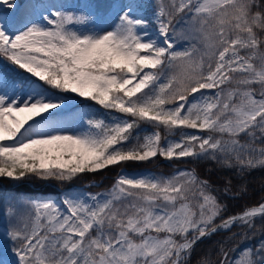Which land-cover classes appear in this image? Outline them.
<instances>
[{"label":"snow or ice","instance_id":"obj_1","mask_svg":"<svg viewBox=\"0 0 264 264\" xmlns=\"http://www.w3.org/2000/svg\"><path fill=\"white\" fill-rule=\"evenodd\" d=\"M157 156L241 178L264 167V0H0V178L71 181ZM213 193L184 170L0 198V264H189L202 238L264 218L260 203L216 224ZM260 231L219 264H264Z\"/></svg>","mask_w":264,"mask_h":264},{"label":"trees","instance_id":"obj_2","mask_svg":"<svg viewBox=\"0 0 264 264\" xmlns=\"http://www.w3.org/2000/svg\"><path fill=\"white\" fill-rule=\"evenodd\" d=\"M155 165H159V160L154 159L144 162H127L122 166L126 168L137 169H153ZM169 169L173 167H184L194 170L200 179H207L213 186L214 193L217 195L221 205L226 206L221 216L227 218L243 212L246 208L258 206L264 201V167H256L248 170L241 178L237 174L236 169L221 168L218 164L211 160H193L185 158L181 160H172L170 164L163 165ZM117 166L109 167L95 173H84L78 175L71 181H58L55 179H39L35 176H26L19 180V189H25L24 193L34 195L36 190L46 192L49 189L55 191V187L72 186L76 184H84L92 181H100L101 186H104L111 173H117ZM114 173V174H115ZM113 174V175H114ZM231 181L230 190L227 196L224 195L225 183ZM1 184L7 189H16L13 182L0 180ZM17 182V181H16ZM107 184V183H106ZM243 186V190L241 187ZM95 188V186L93 187ZM256 227L264 225V218H255ZM258 229H261L258 228ZM257 229V230H258ZM246 233L238 225H234L230 230H221L203 238L199 241L189 258V264H202V261H207L208 264H219L223 259L222 250L229 253L233 258L239 249L241 243L244 245ZM255 240H252L254 242Z\"/></svg>","mask_w":264,"mask_h":264},{"label":"rangeland","instance_id":"obj_3","mask_svg":"<svg viewBox=\"0 0 264 264\" xmlns=\"http://www.w3.org/2000/svg\"><path fill=\"white\" fill-rule=\"evenodd\" d=\"M21 3L24 2V0H20ZM165 2H167V0H165ZM185 46V42H181L178 47H184ZM257 64H259V61H256ZM258 87V86H256ZM99 106H93L91 104V102H86V106H84L82 108L83 111H94L96 109H98ZM101 112H103V109H100ZM116 115H119L118 113H115ZM151 131H153V129L151 128V126L149 125H141V130L138 133L140 136H144L149 134ZM183 131H195V130H190V129H184ZM162 137L165 135V133H161ZM180 138L179 136V130L177 131V133L171 135L168 137V139L171 140H178ZM242 143L244 142L243 140L241 141ZM154 159H158L159 160V165H155L153 169H137V168H126L124 166H117V173H111L109 176V180L106 181V183H104V186L99 185L100 181H92V182H88V183H84L82 185H72V186H60V187H55V191H51L49 189V191L47 190L46 192H42L40 190H36V193L34 195H29L27 193H24L25 189H19L17 187H19V180H13V179H8V178H0V180L3 181H7L8 183L13 182V185L16 186V189H7L4 186V182H2L1 185L2 187H0V198H2L4 200L5 203L8 202L9 198L12 197H17V196H21V197H35V198H46V199H51V200H56L59 201L60 199H62L63 193L67 192V191H71L74 193H78V192H83V193H92V194H96V193H107L108 191H110V189L112 188L113 184L115 183V180L117 179V177L121 174L126 175V176H148V175H153V176H159V177H170L175 175L178 171H192L188 168H184V167H179V168H175L173 167V169H169L163 165H167L170 164V162L172 160H167L164 158H161L159 156L153 158ZM115 167V166H113ZM114 174V175H113ZM17 181V182H16ZM1 182V181H0ZM95 186V188H93ZM21 187V186H20ZM223 219H226L224 217H222L221 215L219 217L216 218L215 223L219 224L221 223V221ZM258 219V217L256 218ZM261 225H259L258 227H256L255 230L252 229H248L246 227H240L243 232H245L246 238H245V243L244 245H240L239 249L237 250L235 256L233 257V259H235L237 256H239L240 252L245 249V248H252L254 247L258 241L261 239V229L260 228ZM258 229V230H257ZM255 232V234H254ZM161 236H163V234H161ZM202 240V239H201ZM200 240V241H201ZM252 240H255L254 242H252ZM199 242V241H198ZM197 242V243H198Z\"/></svg>","mask_w":264,"mask_h":264},{"label":"water","instance_id":"obj_4","mask_svg":"<svg viewBox=\"0 0 264 264\" xmlns=\"http://www.w3.org/2000/svg\"><path fill=\"white\" fill-rule=\"evenodd\" d=\"M262 203H264V201L262 202ZM220 224V223H219ZM203 239V238H202Z\"/></svg>","mask_w":264,"mask_h":264}]
</instances>
